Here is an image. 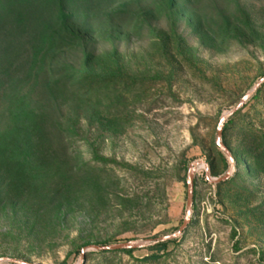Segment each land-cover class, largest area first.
<instances>
[{"label": "rangeland", "instance_id": "1", "mask_svg": "<svg viewBox=\"0 0 264 264\" xmlns=\"http://www.w3.org/2000/svg\"><path fill=\"white\" fill-rule=\"evenodd\" d=\"M65 8L72 18L63 25L54 0H0V143L42 192L59 182L56 167L81 177L55 209L27 192L0 208V259L264 264V167L249 161L252 150L264 153V92L223 131L234 164L217 144L221 117L264 78V0H65ZM44 25L59 33L52 49L39 41ZM86 71L111 78L49 89ZM191 164L190 222L159 259L144 261L156 252L151 240L187 218ZM206 170L230 177L211 183ZM130 241L139 246L131 254L89 247Z\"/></svg>", "mask_w": 264, "mask_h": 264}, {"label": "trees", "instance_id": "2", "mask_svg": "<svg viewBox=\"0 0 264 264\" xmlns=\"http://www.w3.org/2000/svg\"><path fill=\"white\" fill-rule=\"evenodd\" d=\"M58 3V15H57V22L65 25L67 22L72 18L70 14L67 13L65 8V0H54ZM59 33L54 32L53 27L50 25H44L40 35L39 41L41 45L51 46V49L55 47L57 43ZM110 79V76L106 75H99L94 74L92 72L86 71V73H73L69 76H61L53 80L50 85L49 89L52 92H63L67 91L70 87L73 89L76 86H81L82 84H87L92 88L96 84L104 83L107 79ZM264 92V83L261 85L259 89L252 95V97L248 100V102L241 108L238 112H236L233 116H237L240 112L247 107L251 101L259 103L260 98L263 96ZM231 116L227 123L224 124V131H226L227 126L229 124L234 123V119ZM35 127V128H34ZM42 127L40 124L33 125V131H41ZM248 132H259L254 128H250L247 130ZM261 132H264L260 130ZM43 141V140H42ZM40 141V144L43 142ZM8 146L6 143H0V173H5V178L0 180V208L4 205H14L21 202V195H25L26 192L31 195V197L35 198V202L40 204L39 207L42 210L45 209H55L57 204L63 199L64 195H68L71 191V188L74 187L75 183H77L81 177L79 176L80 169L74 170L72 167L68 171H63L64 166L56 167L57 178L59 182L55 183L53 187L48 192L44 191V187L40 185H35L36 177L26 174L25 168L23 166H15L12 159H14V153L11 151L10 154H7ZM258 151V150H257ZM255 150L251 151V156L249 161L252 162L251 167L256 170H261L264 167V153H258ZM234 156V155H233ZM235 157V156H234ZM56 159V157H54ZM55 161V160H54ZM66 163H64L65 165ZM66 166V165H65ZM66 176V177H64ZM64 177V178H63ZM227 181V180H226ZM224 181V182H226ZM222 183V182H221ZM220 184V183H219ZM66 192V194H64ZM47 193V194H45ZM62 196V197H61ZM60 197V198H59ZM70 196H68L69 198ZM66 198V197H65ZM66 198V199H68ZM59 206V205H58ZM173 240V239H172ZM172 240L168 241H160L155 243L156 245L153 246V250L156 252L151 254L150 256H146L144 261L148 260H157L161 257V251H164L167 248V245L172 242ZM104 243L102 245H106ZM91 245V244H89ZM100 245V244H97ZM122 251L126 253H132V249H123ZM100 252H110V251H100Z\"/></svg>", "mask_w": 264, "mask_h": 264}, {"label": "water", "instance_id": "3", "mask_svg": "<svg viewBox=\"0 0 264 264\" xmlns=\"http://www.w3.org/2000/svg\"><path fill=\"white\" fill-rule=\"evenodd\" d=\"M263 83H264V78L261 79L253 87V89L250 92H248L240 100V102L234 108H232L228 113L224 114L221 117L220 126H219V130H218L217 144L224 150V152L230 158L232 164H234V156L231 153V151L223 144V140H222V135H223V131H224V123L231 116H233L236 112H238L241 108H243V106L248 102V100L252 97V95L256 92V90L261 87V85ZM195 165L196 164H191L189 166L190 174H189V178H188V182H187L188 199H187V207H186V209H187V218H186V220L183 222V224L180 226L179 230L176 233L152 239L151 242H153L154 244L157 243V242H160V241H168V240H172V239L177 238L179 235H181L183 233L185 228L188 226V223L190 222L191 213H192V196H193V186H194V172L193 171H194V166ZM229 177H230V173L228 172V173H226L224 176H222L220 178H212L211 175H210V170H206V178L211 183L219 184L221 182L226 181ZM89 247H92L93 249H95L97 251H115V250H123V249H134V248H137L139 246L136 245L134 241H130V242L117 244V245H97V244H93V245H90ZM86 253H87V250L83 249L82 250V259L84 258ZM4 260H8V261H10L12 263H15V264H36V263H33V262L19 261V260L14 259V258H1L0 259V261H4Z\"/></svg>", "mask_w": 264, "mask_h": 264}]
</instances>
